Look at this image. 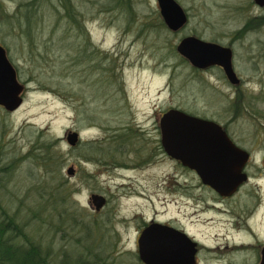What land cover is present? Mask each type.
Masks as SVG:
<instances>
[{"label": "rangeland", "instance_id": "rangeland-1", "mask_svg": "<svg viewBox=\"0 0 264 264\" xmlns=\"http://www.w3.org/2000/svg\"><path fill=\"white\" fill-rule=\"evenodd\" d=\"M29 1L36 2L34 6L36 5L37 9L33 14L38 20L37 26L39 25L36 29L37 41L39 44L43 42L41 46L46 44L49 48H42L45 60L41 56L39 59H32L22 37L10 33L7 29L11 28L10 25L0 23V42L10 47L11 58L14 64L20 67V79L26 86L23 104L17 110L10 112L0 105V167L3 168L0 170V194L9 212L15 213L19 220L27 224L30 231H37L36 235L42 242L51 243L57 256H60L63 248L71 250L72 255L84 251L77 241L82 234L80 229L70 230L65 222V229L59 233L55 232L57 229L53 223L58 224L59 217L52 213L48 219L51 208L40 207V189L35 186L42 170L34 164L29 154L40 149H36V142L56 140L57 148L66 158L65 172L67 173L70 167L75 168L76 180L81 190L74 199L86 207L91 217L107 218L110 214L113 216L118 232L116 239L119 238L116 245L118 252H114L113 264L118 260L122 264H137L131 257V253L137 250V230L143 218L150 219L155 214L164 219L180 217L203 243L216 244V234L221 236L224 232L222 222H219L223 216L211 212L206 217L215 215L216 221L190 224V219L184 216L183 206L181 212L177 210V206L172 202L175 193L167 186L173 181L169 179L176 172L180 175L182 170L172 161L164 160L155 167L127 172L125 169H116L113 165L98 166L95 153L93 159H85L83 156L86 148L84 142L113 136L116 131H120L121 123L127 118L144 120L157 103L166 105L173 99L175 103L190 105L188 107L191 110L201 113L205 110L207 95L200 85L203 81L199 78L189 81L174 80L172 92L170 88L166 89V78L161 81L153 77L156 57H175L172 49L174 37L168 30H139L146 19L155 23L159 21L158 1L128 0V6H132L138 13L133 21L122 9H110L116 0H74L80 18L86 24L88 38L99 47V53L107 55L106 58L111 64L116 62L115 68L124 91L115 88L111 92H119V98L101 96L98 85L101 71L96 76L92 72L86 74L81 69L70 71L69 67L67 70L64 68L65 73H62L56 65L59 60L66 61L69 48L74 47L73 43L76 42L68 39L63 41V36H68L62 34L68 22L61 17L63 12L58 11L60 0H0V8L14 12L20 8L21 3ZM178 2L190 14L188 23L183 27L186 28L185 32L193 31L204 37L229 40L231 32L243 30V44L235 43L238 54L237 67L247 80L250 90L258 97L260 116L259 119L245 116L241 121L232 124L230 131L238 137L246 150L258 155L264 153V27L247 28L254 24L258 26V23L263 26L264 13H261L251 0ZM255 15L259 18L254 17ZM255 18L256 22L253 24ZM125 28H128V43ZM44 50H50V53L47 54ZM253 51L256 52L255 55H252ZM69 62L70 60L68 65ZM46 77L63 79L69 90L73 86L74 98L66 99L41 86L36 80H44ZM31 78L33 80L29 81ZM116 104H119L120 110L115 112L113 110L119 109ZM95 113L101 115L92 121V115ZM71 130L80 133L82 144L79 146L69 145L67 134ZM41 150L44 151V148ZM258 155L255 154L257 161L260 158ZM109 156L104 154L100 158L102 162L107 163ZM116 156L120 162L124 161L123 154ZM13 161L14 167L4 169ZM82 173L87 176L82 177ZM246 191L247 189L242 191V203L246 200ZM93 193L110 197L109 204L99 213L89 204ZM184 199L182 197V201ZM46 218L47 222H44Z\"/></svg>", "mask_w": 264, "mask_h": 264}, {"label": "flooded vegetation", "instance_id": "flooded-vegetation-1", "mask_svg": "<svg viewBox=\"0 0 264 264\" xmlns=\"http://www.w3.org/2000/svg\"><path fill=\"white\" fill-rule=\"evenodd\" d=\"M251 2L261 13H264L263 6H260L255 0H251ZM185 11L189 20L190 14L186 9ZM159 16L164 21L160 7ZM254 17L259 18L257 15ZM256 18L253 24L256 22ZM165 26L164 28H149L143 24L139 28L142 32L168 30V33L174 37L172 49L175 57L172 59L165 56L156 57L153 77L161 81L166 78L168 81L166 89L170 88L172 92L174 90L172 84L174 80L189 81L199 78L203 81L204 85H200L207 95L205 110L203 113L191 110L188 107L190 105L175 103L171 99L169 104L157 103L153 105L151 113L145 116L144 120L135 118L128 120L127 118L121 123V127L125 128L126 133L124 161L120 162L109 154L107 163L102 162L100 157L107 154L108 149H116L113 138L103 136L96 139L98 150L94 153L96 161L99 162L97 165H113L112 167L116 169H125L129 172L155 167L162 164L164 160H170L177 168L182 170V173L179 175V172H176L177 175L175 174L176 176L173 175L169 179L173 181H170L169 185L171 186L168 185L167 188H171L175 193V199L172 202L177 206L179 212L182 211L181 206H183L184 216H186V219H190V224L197 222L207 224L210 221H216L215 215L223 216V218L219 219L224 229L223 235L219 236L216 234V244L213 245L205 244L198 239L197 235L190 231L188 225L180 217H165L164 219L155 214L150 219L147 217L143 218L142 224L137 230L136 252L138 255V239L142 231L153 224L160 223L185 232L197 243V264H264V153H259L258 155L249 151L250 158L243 168L246 180L231 195H223L210 185L204 184L195 170L184 166L181 161L166 152L162 130L163 115L171 109H179L188 114L217 123L227 132L234 144L244 148L238 137L230 131V126L237 121H241L245 116L259 119L260 113L258 110L260 105L257 102L258 97L250 90L247 80L237 67L238 54L235 43L240 42L243 44V30L233 31L231 32L232 34L229 33L231 36L228 35L229 40H223L219 37H204L193 31L185 32L186 28L183 27L171 29L166 23ZM263 27L264 25L262 26L258 23V26L254 24L247 28ZM125 35L128 43V28H125ZM189 36H196L205 41L229 48L231 50L232 67L240 81L234 83L229 79L222 64V59L205 67H199L181 55L177 50V46ZM73 44L78 47L79 53L84 57L81 71L86 74L92 72L97 76L100 73L99 47L94 45L92 40H79ZM255 54L256 52L253 51L252 55ZM126 69L128 70V46L126 49ZM172 96L173 93L171 94ZM255 154L260 156L258 161L255 160ZM116 158L118 159V156ZM157 185L159 187L160 183ZM244 189H247V195L245 196V202L242 203L241 194ZM182 197L185 198L183 201ZM107 198V204L100 210H96L97 213L101 212L109 204L110 197L107 196ZM187 210L189 211L188 213ZM211 212L215 215L206 217ZM206 258L209 260H205ZM141 264L146 263L141 260Z\"/></svg>", "mask_w": 264, "mask_h": 264}, {"label": "trees", "instance_id": "trees-1", "mask_svg": "<svg viewBox=\"0 0 264 264\" xmlns=\"http://www.w3.org/2000/svg\"><path fill=\"white\" fill-rule=\"evenodd\" d=\"M35 3L34 1L21 3L20 8L14 12H9L0 8V23L10 25L11 28H7L8 31L10 33L19 34L22 37L25 48L28 50V54L32 59H39V56H41L45 60L46 56H43L42 48H49L46 44L45 46H41L43 42L39 44L37 41L36 29L39 28V25L37 26L38 20L36 15L33 14L37 9L36 5L34 6ZM115 8L127 12L130 20L134 21L138 16L135 9L132 6H128V0H116L110 6V9ZM58 11L60 13L63 12L61 17L68 22V26L64 28L62 32V34H68V36H63V41L67 39L76 42L79 40L90 41L85 28L86 24L81 20L80 12L76 8L74 0H60V9ZM158 19L159 21L156 23L146 19L144 25L148 27H166L160 16ZM5 47L8 50L9 58L13 62L10 47ZM64 50H66V48ZM44 52L49 54L50 50H44ZM68 52L69 53H67L65 57L66 61L59 60V64H56L62 73H65L63 72L64 68L67 70L69 67L70 71H74L73 69L80 70L84 62V57L79 53V49L76 45H74V47L71 46ZM106 56L107 55L100 53L99 67L101 76L98 79V85L100 86L99 93L106 98L110 96H112V98H119L121 97L119 92H114L113 94L111 92V90L115 88L118 91H124L123 86L119 82L120 76L115 68L116 62H112L111 64ZM69 60L70 62L68 65L67 62ZM14 65L17 68L18 77L20 79V67L16 64ZM31 80H33V78L29 79V81ZM36 80L41 86L54 91L66 99L69 97L74 98L72 95L75 93L74 87H70L69 90V87L64 83L63 79L55 80L46 77L44 80ZM22 82L25 83L24 81ZM116 105L119 109L113 110L115 112L120 110L119 104ZM99 114H93L92 121L97 120ZM125 136V128H120V131H116L113 136H111L116 145V149H108L106 155L111 154L116 160L118 159L115 155H124ZM56 143V140L52 142H36V149H40L38 152L34 150V152H30L29 154L34 164L36 166L38 165L42 170L38 184L35 186L40 189V207L41 209L51 208V212L47 216L48 219L52 213L59 217L60 222L58 224L53 223V226L57 229L55 232L59 233L60 230H64L65 222L68 223L67 226H69L70 230L79 228L82 234L77 238V241L84 251L72 255L71 250L63 248L60 256H57L51 243L42 242L36 235L37 231H30L27 224L19 220L15 213L9 212L0 194V264H113V256H115L114 252L117 249L116 245L119 240V238L116 239L118 232L114 226L113 216L110 214L107 218L91 217L86 207L81 206L74 199V196L77 195L81 189L78 186L76 174L69 175L68 172H65L64 165L66 158H64V153L57 148ZM80 144H82V141L76 146ZM83 144L86 146L85 153L83 154L84 158L93 159L94 152L98 150V142L93 140L86 143L84 142ZM42 148H44V151L41 150ZM14 163L13 161L6 165L4 169L14 167ZM1 169L3 168L0 167V170ZM88 175L93 177L92 174ZM86 176L85 173H82V177ZM1 185L2 183L0 180V187ZM47 218L44 222H47ZM39 234L40 232L38 231V235ZM131 257L135 263L141 264L137 252H132ZM115 263L122 264L120 260Z\"/></svg>", "mask_w": 264, "mask_h": 264}, {"label": "water", "instance_id": "water-1", "mask_svg": "<svg viewBox=\"0 0 264 264\" xmlns=\"http://www.w3.org/2000/svg\"><path fill=\"white\" fill-rule=\"evenodd\" d=\"M165 23L171 29L182 28L188 14L177 0H157ZM264 7V0H255ZM178 52L194 65L205 67L219 62L234 83L239 82L232 67L231 50L216 43L189 36L177 46ZM25 84L9 58L8 50L0 43V105L6 110H17L24 101ZM164 147L173 158L197 172L204 184L223 195H231L246 180L243 172L250 152L238 147L220 125L208 119L171 109L162 117ZM70 146L81 141L80 133L67 134ZM69 175L75 168L68 169ZM108 202L104 194L93 193L89 204L96 210ZM139 256L146 264H197V243L185 232L156 223L146 228L138 239Z\"/></svg>", "mask_w": 264, "mask_h": 264}]
</instances>
